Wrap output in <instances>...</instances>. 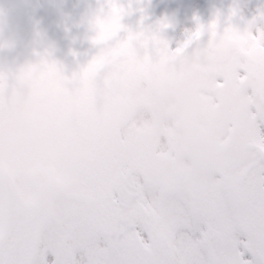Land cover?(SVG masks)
Returning <instances> with one entry per match:
<instances>
[{
  "label": "snow or ice",
  "instance_id": "snow-or-ice-1",
  "mask_svg": "<svg viewBox=\"0 0 264 264\" xmlns=\"http://www.w3.org/2000/svg\"><path fill=\"white\" fill-rule=\"evenodd\" d=\"M98 4L93 27L104 12ZM108 8L115 28L122 16L143 13L133 0ZM220 16L197 21L188 39L218 29ZM238 19L229 8L226 28L264 47V11ZM144 20L138 25L154 34L169 27ZM84 160L54 213L6 197L0 181V264H264V112H249L195 168L169 174L139 155L113 159L104 145Z\"/></svg>",
  "mask_w": 264,
  "mask_h": 264
},
{
  "label": "rangeland",
  "instance_id": "rangeland-1",
  "mask_svg": "<svg viewBox=\"0 0 264 264\" xmlns=\"http://www.w3.org/2000/svg\"><path fill=\"white\" fill-rule=\"evenodd\" d=\"M37 1L20 0L19 11L13 21L14 25L18 29L30 27V18L35 19L58 49V55L61 52L63 53L65 49L68 52L72 49L74 50L73 54L88 57L87 60L103 61L101 66L104 68L95 67V69L100 70L101 75L105 76L106 79L110 77L109 71L106 70L107 63L109 60L114 59L112 55L109 59L108 52L103 48L108 39L114 42L122 38V47L119 45L117 48H126L124 61L128 62L130 67L136 69L135 72L130 73L136 74L135 76H138V79L141 71L143 73L145 70L148 73L152 72L155 60L168 59V65L162 62L156 65L159 78L151 83V87L154 89L153 93L149 92L148 78L144 79L147 84L138 82L141 89L153 95L158 105L161 103V99L167 100L166 97L169 94L177 95L176 108L183 114V117L178 116L180 124L177 123L176 118H174V121L169 117L162 120L166 142L169 145L166 148V142L162 139L154 147L156 154H153V150L151 157L148 158L149 152H146L147 158L143 161L149 166L157 167L169 174L184 168H195L210 147L218 142L226 141L232 133L234 134L244 124L245 117L249 112H264V107L258 103L254 84L256 68L259 60L264 55V47L260 46L255 39L244 37L238 31L228 30L225 26V17L228 10L229 8H235L234 5H237L238 17L242 18L236 22L241 25L244 21L251 20L259 11H263V8L254 0H238V3L234 5L224 2L225 0H212L213 4L210 6V10L213 16L217 12L221 13L220 27L216 30L208 29L207 35L198 40L199 42L185 55L179 56L177 52L176 54L172 53L176 57L175 61L172 62V59L166 56L168 43L179 37L181 39L184 37L182 35L190 29V33L194 32L196 22L204 16L201 12L204 11L203 5L194 4L192 6V0H133V8H142L143 13L133 11L131 16H122L119 22L123 27L115 28L112 23V27L109 26V22L103 16V13L106 12L109 3H115L117 0H100L104 4V12L99 14L101 23L95 27L85 20L86 10L90 7L94 8V5L88 0H52V4L48 5L46 11L38 8ZM123 2L126 5V0H123ZM96 5L99 7L98 1ZM98 7L94 8V14ZM141 14L145 16L143 22L145 26L165 22L169 27L164 29L161 34H154L141 29L138 25ZM60 17L64 21V27L63 32L57 33ZM93 18L94 16L91 20ZM188 19L190 20V26L187 29L183 28L184 25H187V23H184ZM45 25L46 27L43 28ZM223 37H225V40H223ZM93 38H95V42H93ZM175 47L169 49L174 52ZM151 48L154 49V53L151 52ZM119 56H123V54ZM57 62L62 64L60 59H57ZM87 73L90 77V86H93L96 82L99 86L105 84L103 79H98L100 73L92 71V68L87 69L84 74L85 77ZM55 74L54 69L49 72L45 68L38 78L40 83L50 87L46 91L48 93L53 89L51 85L44 83L45 78L49 76L57 77L58 74ZM69 75L67 74L63 81L66 88L72 89L74 100H77L79 108L83 110L82 113L80 109L78 111L74 107V112L80 120L85 112L83 100L85 96H82V91L77 85H75L76 93H74V84L71 83V87L69 84L71 79L77 83L79 80L72 77L75 75L73 71ZM135 76H133L132 81ZM127 81L131 85L132 81L129 78ZM40 83L37 86L43 89ZM95 92L96 86L92 88L91 94L95 96ZM68 93H66L68 99L65 96L66 100L60 103L66 118L67 102L73 106L75 104L72 95L69 97ZM61 96H63L62 92ZM107 99L108 94L102 98H88L87 105L92 108L97 116L87 119V124L90 129L99 133L103 129L105 131L104 137L93 138V143L98 146H106L105 143H108L106 147H111L108 155L113 159H121L125 157L122 148L127 143V129L123 127L118 130L110 128L115 126L111 124L115 119L104 117L107 113ZM167 105H170V103ZM165 108H162L159 112H163ZM182 120L184 121L181 125ZM81 122L86 131L85 127L87 125L84 119L77 121L78 124L76 125L71 122L72 128L74 130L78 128L79 131L77 135L79 140L77 141H80V138L83 139L79 125ZM103 122L107 127H100V123L103 124ZM130 122L131 126L139 127L136 116L132 117ZM66 138L70 140L67 135ZM135 143L136 141L132 138L125 146V151L128 154H137V149L134 148ZM163 150H166V153ZM69 152L71 153V150ZM181 160L184 165H179ZM60 165L64 167V161H60ZM245 258L248 257L245 256Z\"/></svg>",
  "mask_w": 264,
  "mask_h": 264
},
{
  "label": "clouds",
  "instance_id": "clouds-1",
  "mask_svg": "<svg viewBox=\"0 0 264 264\" xmlns=\"http://www.w3.org/2000/svg\"><path fill=\"white\" fill-rule=\"evenodd\" d=\"M19 4L0 0V181L6 197L44 204L47 186L64 182L59 154L69 125L37 81L47 66L69 54L58 56L35 19L18 29L13 21Z\"/></svg>",
  "mask_w": 264,
  "mask_h": 264
},
{
  "label": "water",
  "instance_id": "water-1",
  "mask_svg": "<svg viewBox=\"0 0 264 264\" xmlns=\"http://www.w3.org/2000/svg\"><path fill=\"white\" fill-rule=\"evenodd\" d=\"M261 1L264 3V0H261ZM259 84H260L261 91L264 92V64L262 67L261 78H260ZM45 200H46V198L44 199V202H45ZM46 208H47V206H46Z\"/></svg>",
  "mask_w": 264,
  "mask_h": 264
}]
</instances>
